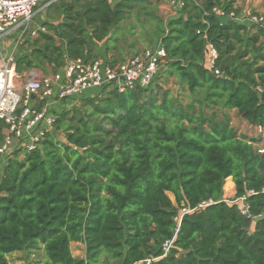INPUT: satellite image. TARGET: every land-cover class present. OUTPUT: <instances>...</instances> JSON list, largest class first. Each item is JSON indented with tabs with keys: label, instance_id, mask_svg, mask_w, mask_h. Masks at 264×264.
Returning a JSON list of instances; mask_svg holds the SVG:
<instances>
[{
	"label": "trees",
	"instance_id": "1",
	"mask_svg": "<svg viewBox=\"0 0 264 264\" xmlns=\"http://www.w3.org/2000/svg\"><path fill=\"white\" fill-rule=\"evenodd\" d=\"M157 5L61 1L46 15L61 19L44 22L46 32L19 46L20 75L43 67L53 75L71 61L96 60L101 43L114 65L126 60L117 45L130 41L119 27L133 17L148 49L160 45L166 53L163 82L174 79L188 101L160 83L122 94L103 88L65 105L34 150L8 154L0 176V264L39 246L42 264H264V147L257 153L229 116L234 111L264 130V31L235 20V0H183L169 21L158 17ZM207 45L221 76L205 64ZM5 129L0 121V146ZM228 178L231 204L222 198ZM72 243L84 247L83 258L71 255Z\"/></svg>",
	"mask_w": 264,
	"mask_h": 264
},
{
	"label": "built area",
	"instance_id": "2",
	"mask_svg": "<svg viewBox=\"0 0 264 264\" xmlns=\"http://www.w3.org/2000/svg\"><path fill=\"white\" fill-rule=\"evenodd\" d=\"M61 1L65 0H0V121L6 125L0 159L5 162L14 150H34L45 134L52 130L56 114L47 108L48 101L64 105L70 103L68 105L71 106L90 89L100 91L107 88L120 94L136 87L148 89L155 85L166 63V53L159 45L114 65L106 61L108 56H104L92 61H71L61 71L48 76L38 70H29L23 74L24 80L19 84L20 74L15 71L19 46L25 40L46 32L37 21ZM167 2L178 11L183 6V0ZM228 17L234 18V15ZM245 25L257 26L264 31V14H252ZM216 58V50L207 45L205 64L214 75L221 76L218 70L213 69ZM256 91L262 92L260 88ZM41 103L43 106L36 108ZM239 201L243 204L244 198ZM170 246L171 242L164 244L165 253ZM150 262L144 260L136 264Z\"/></svg>",
	"mask_w": 264,
	"mask_h": 264
},
{
	"label": "rangeland",
	"instance_id": "3",
	"mask_svg": "<svg viewBox=\"0 0 264 264\" xmlns=\"http://www.w3.org/2000/svg\"><path fill=\"white\" fill-rule=\"evenodd\" d=\"M240 4L243 3L244 10L240 12L239 15V22L247 21V19L255 13L263 14L262 6L263 1L262 0H239ZM238 8V7H237ZM175 13L174 10L168 9L167 6L164 9H159L158 14L162 19L167 16V14ZM157 13V10H156ZM48 13L41 16V18L37 21V24L42 25L44 22H52L56 23L61 18L55 13H50V16L47 20L46 15ZM130 27H133V30H131ZM132 33H129V32ZM119 33H123L125 36H127V39L130 41L127 42H121L118 45L122 47V49L125 51L129 47V43L133 42L134 47L130 50H135V53H140L141 51L148 49V45L144 41V36L146 35V30L144 28L139 27L138 23L134 21L133 17H131L128 21L122 22V24L119 27ZM147 47V48H146ZM18 51V50H17ZM24 52L23 47H21V50L19 54L21 55ZM18 53V52H17ZM132 53V52H131ZM128 55L127 58H130L132 56H135V53H132ZM136 54V55H137ZM126 58V59H127ZM44 75H49L50 72L46 67H43L41 69H37ZM19 75V74H18ZM20 80L19 84L24 80V75H19ZM163 75H160V77L157 79L156 83H160L163 89H167L170 92V95L172 97H176L177 94H180L178 96L180 99H184V103L188 101V98L185 96V94H181L177 89V83H175L174 79L170 78L166 82H163ZM79 105V104H78ZM210 113V112H209ZM230 116V126L238 133L248 136V138H252L255 140V143L253 144L254 150L258 153L259 150L263 149L264 147V130H261L258 126H250L245 121L237 117L236 113L234 111L229 112ZM170 196V195H169ZM171 200L172 197L170 196ZM222 198L229 204L234 203L235 201H232L234 198V194H231V191L226 186V182L223 187V196ZM70 251L71 255L74 258H83L84 257V247L79 243H72L70 245ZM45 254L42 250V246H39L36 250H29V251H20L15 252L7 256L9 264H42L43 261H45ZM108 264V263H106ZM112 264V263H109Z\"/></svg>",
	"mask_w": 264,
	"mask_h": 264
},
{
	"label": "crops",
	"instance_id": "4",
	"mask_svg": "<svg viewBox=\"0 0 264 264\" xmlns=\"http://www.w3.org/2000/svg\"><path fill=\"white\" fill-rule=\"evenodd\" d=\"M157 1H158V5H157V14H158V10H159V9H163V8L165 9L166 6H167L168 9H172V10L175 11V13H170V12H169V14H167V16H165V18L163 19L164 21H169V20L175 19V18H177V17L179 16V12H178V10L171 8V7L168 5L167 0H157ZM262 1H263V0H262ZM235 6L238 7V9H240V12L244 10V8H243V3L240 4V1H239V0H235ZM262 10L264 11V7H263V6H262ZM216 14L219 15V13H216ZM256 14H257V13H256ZM239 15H240V13H239ZM239 15H237L236 18H235V20H237L238 22H239V20H240V19H239ZM158 17L162 19V17H160L159 15H158ZM248 19H249V18H248ZM248 19H247V21H248ZM247 21H243V22H241V23H242V24H246ZM239 23H240V22H239ZM99 46H100V55H101L100 58H103V57L105 56V54H104L105 44H104V43H101ZM117 48L119 49V53H120L121 57H123V59H126V58L128 57V55H130L129 52H133V51H135V50L128 51L127 49H125V51H124V50L122 49V47H120V45H117ZM165 64H166V63H165ZM165 70H166V65H164L161 75L164 73ZM24 74H26V72H25ZM49 75H51V74H49ZM98 92H99L98 90L90 89V90L84 92V96H82V97H85V96H87V95H89V96H90V95H91V96H94L96 93L98 94ZM64 106H65V105L62 106V103H60V102H55L54 100H53V101L51 100V101H48V102H47V108H48L49 110H52L55 114H57L59 111H61V109H62ZM4 133H5V132H4ZM4 166H5V161H4L3 159H0V176H1V173H2V170H3V167H4ZM226 181H227V183H229V184H228V188H229V190L231 191V194H234V185H233V183H232V181H231V178H228Z\"/></svg>",
	"mask_w": 264,
	"mask_h": 264
}]
</instances>
